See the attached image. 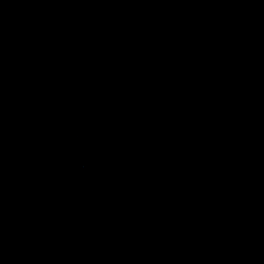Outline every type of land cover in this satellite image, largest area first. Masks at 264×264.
I'll use <instances>...</instances> for the list:
<instances>
[{
    "label": "water",
    "instance_id": "1",
    "mask_svg": "<svg viewBox=\"0 0 264 264\" xmlns=\"http://www.w3.org/2000/svg\"><path fill=\"white\" fill-rule=\"evenodd\" d=\"M0 264H264V0H0Z\"/></svg>",
    "mask_w": 264,
    "mask_h": 264
}]
</instances>
